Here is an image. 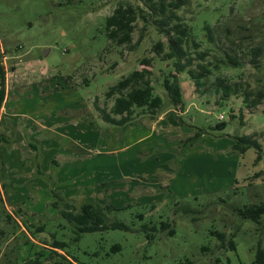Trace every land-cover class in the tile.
Here are the masks:
<instances>
[{"label": "rangeland", "instance_id": "374dc122", "mask_svg": "<svg viewBox=\"0 0 264 264\" xmlns=\"http://www.w3.org/2000/svg\"><path fill=\"white\" fill-rule=\"evenodd\" d=\"M120 5L139 15L125 44L106 31ZM150 11L145 0H0L10 87L0 116V264H54L67 256L78 264H255L264 213L255 221L238 209L264 204V97L254 108L244 102L245 91L252 99L264 92V0H187L177 9L188 29L182 61L192 57L187 69H213L199 87L166 56L170 37L160 29L162 15ZM229 55L240 64H228ZM142 68L167 99L164 79L177 73L185 110L168 106L152 118L140 108L123 126L105 121L99 107L110 110L117 97L107 96L110 87ZM219 76L233 86L230 95ZM220 121L227 127L213 129ZM244 134L256 135L261 159L255 147L234 148V136ZM66 202L75 212L86 203L114 207L106 223L130 229L76 240L62 215Z\"/></svg>", "mask_w": 264, "mask_h": 264}, {"label": "trees", "instance_id": "16d2710c", "mask_svg": "<svg viewBox=\"0 0 264 264\" xmlns=\"http://www.w3.org/2000/svg\"><path fill=\"white\" fill-rule=\"evenodd\" d=\"M145 1L151 9L149 12L150 16L162 15L158 19L160 29L166 32L170 37V51L166 53V56L169 58H176L175 65L177 72L187 70L188 74L194 80L197 87L203 85V78L208 76L213 71L210 64L199 63L198 68L200 71H196L193 68L187 69L190 65H192V57H189L186 62L182 61V57L187 55L184 44L186 42V36L188 35V29L185 25H183V23L180 22V16L177 13V9L183 6L187 0H172L169 3H167L165 0ZM143 12L144 10L142 9L143 19L147 20L148 16ZM138 16L139 15L136 9L132 6L125 7L124 5H120L117 7L113 14L106 18V31L108 37L115 40L119 44L130 43L133 38L132 34ZM173 21H175V23L170 25ZM206 30L207 34L211 36L212 39V28L207 25ZM156 46L158 47V50H161L163 48V43L160 41ZM206 54V52H202L200 53V57L203 58ZM144 60L146 65L150 64V59ZM227 62L228 64L234 66H238L240 64L239 59L234 55H229ZM252 62L255 63L256 60L252 59ZM218 66L219 65H215V67ZM150 72L151 71L147 68L136 69L129 75L119 80L115 85L110 87L107 92V96L112 97L117 95V97L115 98L114 104L110 110L105 107H99L100 114L105 121L118 126H123L127 123L133 122L134 119L137 118V110L140 108L143 110L147 109L152 118H154L155 115L159 114L160 112H163L168 106H173L175 109L180 111L185 110V101L177 73H174L171 75V77L164 79L163 84L168 97L167 99L166 97L163 98L160 94L155 93V87L150 77ZM227 80L228 79H225V77L221 76L217 78L218 85L222 86V91L226 96L230 95L231 91L233 90V86L228 83ZM234 91L237 92V89ZM6 94V70L2 63L0 54V108L6 98ZM251 96L252 93L250 91H245L244 102L248 107L254 108L262 103L264 92L260 91L257 98L252 99ZM168 118H170L174 124H178V120L175 118L173 113L169 114ZM226 127L227 123L225 121H220L215 126H212L213 129L218 130H224ZM255 136H250L247 134L234 136V148L239 152L244 153L250 147H255L258 150V159H261L263 152L262 146ZM40 171L41 170L39 169V172ZM65 205L66 209L62 211V215L67 220V222L73 226V230L76 233V240H79L81 235L86 232L103 231L109 228L125 230L130 229V226L123 221L116 220L109 224L106 223L105 211H110L114 207L106 206L105 209H99L91 203H86L80 207L78 212H75L71 203L66 202ZM124 208H126V206ZM263 213L264 204L238 209V214L242 218H251L255 221H257ZM8 216L10 217V215ZM166 226H170V223L164 222L162 227L166 228ZM147 228L149 229L150 227ZM40 230H44V226H40L38 231ZM0 232L4 233V231ZM169 232L174 234L175 230L171 229ZM217 235L220 239L225 238V234L222 232H217ZM229 243L233 249L236 248V244L233 240H230ZM53 246L57 248H63L66 246V242L55 240ZM112 249L115 251L121 250V245L116 244L112 247ZM254 263L264 264V248H258ZM22 264H41V261L39 258H32L24 261ZM54 264H64V262L57 261Z\"/></svg>", "mask_w": 264, "mask_h": 264}, {"label": "crops", "instance_id": "0c3cea01", "mask_svg": "<svg viewBox=\"0 0 264 264\" xmlns=\"http://www.w3.org/2000/svg\"><path fill=\"white\" fill-rule=\"evenodd\" d=\"M7 81H8V78H7ZM8 84L9 83H7V94H6V98H5V100L2 103V106L0 108V116H1V114H4V112L6 111L7 104H8L9 93H10V87H9ZM0 190H1L0 192H2V190L5 191L4 184H3V182H1V180H0ZM6 204H7V202H6ZM58 260L60 261L61 259H58ZM64 262H65L64 264H78L75 260L71 259V257H69V256H67V260H64ZM41 264H43V263L41 262Z\"/></svg>", "mask_w": 264, "mask_h": 264}, {"label": "built area", "instance_id": "2783aa9c", "mask_svg": "<svg viewBox=\"0 0 264 264\" xmlns=\"http://www.w3.org/2000/svg\"><path fill=\"white\" fill-rule=\"evenodd\" d=\"M220 117L223 118V115H221Z\"/></svg>", "mask_w": 264, "mask_h": 264}]
</instances>
